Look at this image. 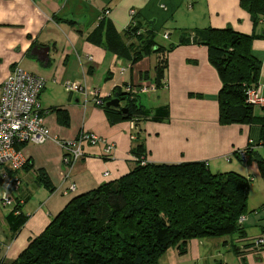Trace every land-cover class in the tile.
Here are the masks:
<instances>
[{
    "label": "crops",
    "instance_id": "1",
    "mask_svg": "<svg viewBox=\"0 0 264 264\" xmlns=\"http://www.w3.org/2000/svg\"><path fill=\"white\" fill-rule=\"evenodd\" d=\"M132 11L143 30L152 29L159 47L156 35L163 31L162 39L169 42L173 31H180L169 44L171 51L164 54L160 88L154 74L160 54H148L132 64L130 57L120 58L111 50L113 39L135 44L125 35ZM226 28L261 36L251 51L261 64L258 89L264 99V22L254 26L240 0H0V94L15 67L43 78L39 107L51 138L42 145L22 146L20 156L30 169L10 173L21 182L12 195L16 204L21 203L26 223L12 234L7 223L12 209L0 204L3 264L13 263L72 199L132 172L136 165L130 153L138 145L144 147L146 163H204L212 174L235 173L249 181L247 213L239 223L243 238L191 240L186 254L170 248L158 264H264V248H251L252 241L264 235V174L256 161L264 160L261 130L254 125H220L222 82L198 37L207 29ZM35 48L49 49L47 62L32 54ZM65 82L81 85L84 92H69ZM127 84L150 89L135 97L142 107H167L170 115L165 123H141L134 140L130 122L104 110ZM261 109L255 107V115L261 116ZM81 133L113 144L114 150L107 156L102 145L84 143L83 158L68 169L60 143L73 142ZM248 145L252 154L243 163L235 154ZM39 171L49 178L52 192L39 184ZM71 185L74 191L69 190Z\"/></svg>",
    "mask_w": 264,
    "mask_h": 264
},
{
    "label": "trees",
    "instance_id": "2",
    "mask_svg": "<svg viewBox=\"0 0 264 264\" xmlns=\"http://www.w3.org/2000/svg\"><path fill=\"white\" fill-rule=\"evenodd\" d=\"M240 8L249 14L254 26L264 22V0H240ZM142 28L140 22L135 28L129 26L125 35L135 39V44L126 46L113 39L111 50L120 58L130 57L132 64L148 54H160L154 69L155 85L160 88L166 69L164 54L171 49L157 46L152 29ZM199 34L207 48L208 61L222 82L218 94L220 125L258 126L264 148V108L262 115L257 116L254 107L246 103L247 92L258 88L261 64L253 56L251 46L261 36L242 35L231 28L207 29ZM115 95L120 104L126 103L128 114L123 115L120 109L104 110L133 123L134 138L141 123L169 120L167 107L149 110L121 91ZM56 112L67 119L65 112ZM251 154L252 150H247V158ZM235 155L238 157V153ZM130 156L136 165L132 172L72 199L11 264H158L170 248L177 247L180 255L186 254L191 240L243 238L239 221L247 213L249 189L244 177L235 173L212 174L204 163H146L143 145L136 146ZM256 161L264 174V160ZM23 169L30 166L25 164ZM38 181L52 192L43 171L38 172ZM5 184L11 188L0 179V186ZM21 206L17 203L7 217L14 235L26 223Z\"/></svg>",
    "mask_w": 264,
    "mask_h": 264
},
{
    "label": "built area",
    "instance_id": "3",
    "mask_svg": "<svg viewBox=\"0 0 264 264\" xmlns=\"http://www.w3.org/2000/svg\"><path fill=\"white\" fill-rule=\"evenodd\" d=\"M130 17L129 26L135 28L137 25L136 12H130ZM123 72L124 70L121 71V73ZM45 83L43 78L15 67L2 84L0 94V179L10 183L12 191L7 189L0 199V204L12 210L16 205L12 192L19 190L21 182L16 177L11 178L10 173L24 166L18 149L29 143L42 145L51 139L49 131L44 126L39 107V97L45 88ZM64 87L72 93L84 92V88L77 83L65 82ZM122 91L133 100L137 95L149 93L150 89L127 84ZM246 103L254 108H264V99L259 96L258 88L247 92ZM130 127L133 132H136L133 123H130ZM134 139L132 135L131 140ZM53 140L55 141V139ZM84 143L91 146L102 145L103 152L107 156H110L114 150L113 144H109L97 136L81 133L73 142L60 143L64 153L62 161L68 169H71L83 158L82 147ZM250 149L251 146L248 145L244 150L238 152V157L243 163H246L247 150ZM66 178H69V175ZM5 186L8 188V185L5 184ZM74 189V185L69 188L70 191H74ZM251 247L255 251L264 248V235L253 240ZM0 264H3L1 258Z\"/></svg>",
    "mask_w": 264,
    "mask_h": 264
},
{
    "label": "water",
    "instance_id": "4",
    "mask_svg": "<svg viewBox=\"0 0 264 264\" xmlns=\"http://www.w3.org/2000/svg\"><path fill=\"white\" fill-rule=\"evenodd\" d=\"M48 53H49V49H33L32 54L37 56L38 59L41 62H47L48 61ZM114 99L109 101L108 103L105 104L106 108H113V109H120L121 113L123 115L128 114V110L125 108H121V104L119 99L117 98V95H114Z\"/></svg>",
    "mask_w": 264,
    "mask_h": 264
},
{
    "label": "rangeland",
    "instance_id": "5",
    "mask_svg": "<svg viewBox=\"0 0 264 264\" xmlns=\"http://www.w3.org/2000/svg\"><path fill=\"white\" fill-rule=\"evenodd\" d=\"M163 32V31H162ZM162 32L161 33H159L158 35H156V43L158 44V45H160V46H162L163 48H170V43H172V42H174L175 40H176V38H177V34H179L180 35V31L179 30H177V31H173V33L175 34H173L172 36L173 37H171V41H164L163 39H162ZM125 103V102H124ZM124 103H122V105L124 104ZM69 184H70V182H69ZM0 188L1 189H3L2 191H0V199L3 197V195H4V193L7 191V187L4 185V186H0Z\"/></svg>",
    "mask_w": 264,
    "mask_h": 264
}]
</instances>
